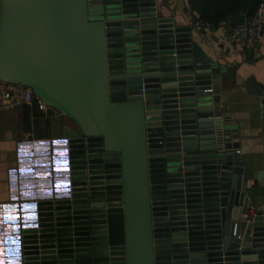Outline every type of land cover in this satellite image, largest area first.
Here are the masks:
<instances>
[{"label":"water","instance_id":"obj_1","mask_svg":"<svg viewBox=\"0 0 264 264\" xmlns=\"http://www.w3.org/2000/svg\"><path fill=\"white\" fill-rule=\"evenodd\" d=\"M0 80L49 106L28 139L56 151L17 264H264L220 69L157 0H2Z\"/></svg>","mask_w":264,"mask_h":264},{"label":"crops","instance_id":"obj_2","mask_svg":"<svg viewBox=\"0 0 264 264\" xmlns=\"http://www.w3.org/2000/svg\"><path fill=\"white\" fill-rule=\"evenodd\" d=\"M157 2L177 25L192 27L195 41L220 69L221 103L216 115L222 125L236 128L237 138L232 142L239 144L246 196L252 209L264 208V31L262 45L252 49L244 36L228 39L235 19L207 31L198 27L200 13L190 0ZM34 104L0 99V264H17V253H4L6 241L33 218L31 203L40 190L48 189L44 179L49 178L48 161L56 153L52 145L49 149L45 142L28 139L30 132L42 137L50 120ZM67 121L78 126L72 117Z\"/></svg>","mask_w":264,"mask_h":264},{"label":"built area","instance_id":"obj_3","mask_svg":"<svg viewBox=\"0 0 264 264\" xmlns=\"http://www.w3.org/2000/svg\"><path fill=\"white\" fill-rule=\"evenodd\" d=\"M198 27L207 31H212L213 26L207 21L200 20ZM264 31V2L260 3L254 14L236 25H234L228 33V39L234 40L239 36L245 37L248 47L255 49L263 43ZM0 87V99L17 102V103H34L36 101L38 108L46 113L48 105H46L40 96L36 95L32 88L24 87L18 83L3 81ZM8 85L6 88L4 86Z\"/></svg>","mask_w":264,"mask_h":264},{"label":"trees","instance_id":"obj_4","mask_svg":"<svg viewBox=\"0 0 264 264\" xmlns=\"http://www.w3.org/2000/svg\"><path fill=\"white\" fill-rule=\"evenodd\" d=\"M263 1L264 0H190L193 8L200 13V20L211 23L213 27L220 26L225 20L235 19L236 22L234 25H236L250 18ZM34 103H36V101Z\"/></svg>","mask_w":264,"mask_h":264},{"label":"rangeland","instance_id":"obj_5","mask_svg":"<svg viewBox=\"0 0 264 264\" xmlns=\"http://www.w3.org/2000/svg\"><path fill=\"white\" fill-rule=\"evenodd\" d=\"M1 1L2 0H0V13H1ZM3 83V80H0V87H2V84ZM8 85H6V86H4V88H6ZM3 88V87H2Z\"/></svg>","mask_w":264,"mask_h":264}]
</instances>
